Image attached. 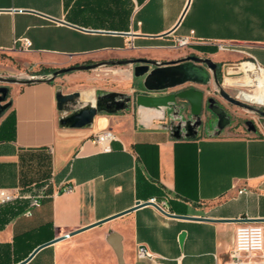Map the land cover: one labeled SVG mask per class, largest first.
<instances>
[{
    "label": "crops",
    "instance_id": "1",
    "mask_svg": "<svg viewBox=\"0 0 264 264\" xmlns=\"http://www.w3.org/2000/svg\"><path fill=\"white\" fill-rule=\"evenodd\" d=\"M176 37L221 65L247 58L264 70V0H0L7 56L24 51L61 65L143 54L170 60L187 54L167 49ZM21 38L29 49H20ZM57 87L16 86L0 121L11 114L14 123L13 137L0 139V188L21 195L0 205V264H17L47 242L22 264H224L236 227L264 225V121L245 133L212 123L177 136L175 109L129 103L71 128L59 123L70 111L57 108ZM79 97L94 101L91 90ZM103 130L114 135L108 149L91 141ZM151 198L170 215L135 207ZM238 218L246 220H227ZM138 246L149 255L138 258Z\"/></svg>",
    "mask_w": 264,
    "mask_h": 264
},
{
    "label": "water",
    "instance_id": "2",
    "mask_svg": "<svg viewBox=\"0 0 264 264\" xmlns=\"http://www.w3.org/2000/svg\"><path fill=\"white\" fill-rule=\"evenodd\" d=\"M133 65V75L135 77H142V86L144 92L137 93L134 97L124 96L122 99L116 98V93H107L94 99L93 103L76 108V103L79 99L80 93L70 92L62 93L59 89L56 90L55 99L56 106L59 110L70 111L68 114L60 118L59 123L71 128H81L89 125L93 117L101 111L108 113L125 109L129 103H134L136 106L147 108H167L175 109L174 116L179 117V122L172 125V130L178 136L179 129H185V136H190L195 133L196 128L200 127L203 122L201 116L204 112L212 113L214 124L217 129H222L229 123L226 112L216 100L211 96H205L204 90L197 85H207L210 80L214 82L218 95L227 103L247 110H254L253 106L246 102L231 96L220 85L216 78V62L208 57H201L195 54H188L176 59L170 60H155L145 57L124 58L117 60H103L92 63H81L69 65L67 67L57 68L47 78L36 79H16L0 77V83H21L50 81L58 75L76 71L89 70L98 66H115V65ZM186 86V87H185ZM172 88L171 91L162 94H152ZM8 94L6 86H0V117L5 113L9 107L11 100L5 104H1ZM258 113L264 115V110H257ZM184 111L187 112L186 118H183ZM248 130H251L250 128ZM143 204H151L161 212L170 215L165 210L161 209L156 203L152 201L136 202L135 207ZM120 214V213H119ZM116 214V215H119ZM177 216V215H176ZM180 217V216H178ZM182 217V216H181ZM206 219V218H202ZM227 220H246V219H227ZM256 220V219H249ZM97 222L96 224H99ZM78 230L69 232L73 234ZM68 235L64 234L55 240L62 239ZM184 232L178 236L179 241L182 240ZM53 240V241H55ZM52 242V241H51ZM49 243V242H47ZM47 243L37 246L24 260L17 264L26 262L39 248Z\"/></svg>",
    "mask_w": 264,
    "mask_h": 264
},
{
    "label": "rangeland",
    "instance_id": "3",
    "mask_svg": "<svg viewBox=\"0 0 264 264\" xmlns=\"http://www.w3.org/2000/svg\"><path fill=\"white\" fill-rule=\"evenodd\" d=\"M179 37L167 41L168 50L171 53L179 54L182 51H186V55L195 54L190 53L188 42L186 44L180 45L178 42ZM222 50V49H220ZM218 51V50H217ZM225 51L226 50H222ZM214 54V53H213ZM199 56L198 54H195ZM201 57H208L210 59H217L218 55L214 57L208 56L207 54H202ZM141 57H145V55H138ZM122 58H135L130 55H125ZM247 58H240L237 60H229L221 65V77L219 79V83L222 88L231 96L236 97L240 100L241 95L239 94L242 90H245V87L239 86L238 83L246 80V74L240 69L241 62H250ZM96 62V60H89L85 63ZM69 65H61V64H52L45 61H36L28 54V52L18 51L12 55H4L0 54V77L4 78H16L20 80L24 79H36V78H47L51 75V73L57 68L67 67ZM234 67L237 69L234 70ZM133 65H115V66H98L89 70H76L68 73H64L56 76L52 80L58 85V89L62 93H70V92H83L86 90H91L94 95V99L97 97H101L107 93H116V98L122 99L124 96L134 97L136 91H143L142 79L140 77H135L133 75ZM48 70H53L49 72ZM21 83H0V86H6L8 88V94L4 101L1 104L7 103L12 96L14 88ZM201 89L204 90L205 96H211L214 99L218 100L222 105H229L228 109L235 111L241 115L242 118L251 119L254 118L259 125L261 123L259 121H263L262 119H258L255 114H252L250 110L240 108L238 106H234L232 104L227 103L224 99H222L217 91L214 82L210 80L207 85H197ZM130 87L135 89V91H131ZM167 90L171 91L172 88H168ZM215 95H214V94ZM247 104L254 106L256 108L264 107L262 104L251 103L245 100H242ZM88 104L87 101H83L82 99H78L76 103V108L84 106ZM9 108L5 112H7ZM184 114H187L184 111ZM2 116L0 117V121ZM173 123V120H172ZM214 128L217 129L215 124H213ZM242 131H232L233 133L243 132L245 133L247 129L242 127Z\"/></svg>",
    "mask_w": 264,
    "mask_h": 264
},
{
    "label": "built area",
    "instance_id": "4",
    "mask_svg": "<svg viewBox=\"0 0 264 264\" xmlns=\"http://www.w3.org/2000/svg\"><path fill=\"white\" fill-rule=\"evenodd\" d=\"M178 42L180 45L186 44L187 39L185 37H179ZM18 45L20 49H29L31 43L27 38L18 39ZM219 49L232 50L229 45H218ZM255 67L262 68L256 61H250ZM114 139V135L110 130H103L91 137V141L102 147L108 149L109 143ZM71 185L62 186V190H70ZM18 190L9 188H0V204H4L20 197ZM40 195L34 196L31 200V205H38ZM149 201L154 203V198ZM161 209L165 205V201L162 204L156 203ZM164 210V209H163ZM149 254L144 246H138L136 250V256L138 258H145ZM224 264H264V225L259 224H244L236 227L234 234L233 246L229 253V258Z\"/></svg>",
    "mask_w": 264,
    "mask_h": 264
},
{
    "label": "bare ground",
    "instance_id": "5",
    "mask_svg": "<svg viewBox=\"0 0 264 264\" xmlns=\"http://www.w3.org/2000/svg\"><path fill=\"white\" fill-rule=\"evenodd\" d=\"M240 69L247 77L246 80L238 83L239 86L246 88L239 93L241 99L264 105V70L248 62L240 63Z\"/></svg>",
    "mask_w": 264,
    "mask_h": 264
},
{
    "label": "flooded vegetation",
    "instance_id": "6",
    "mask_svg": "<svg viewBox=\"0 0 264 264\" xmlns=\"http://www.w3.org/2000/svg\"><path fill=\"white\" fill-rule=\"evenodd\" d=\"M216 64L217 65H216V72L215 73H216V78L219 81V79L221 77V64H219V63H216ZM216 102L220 106L223 107L224 111L227 114V117L229 119V123L226 126H231V127L241 126V127H244L245 129H247V131H256L258 129L259 124L257 123V121L254 118H251V119L242 118L239 113H237L235 111H232V110H229L228 109L229 105L224 106L218 100H216ZM253 108H254V110H250V112L252 114H255L258 119H262L264 121V115H261L260 113H258L255 110V109H257V110H264V107L256 108V107L253 106ZM214 118H215V116L212 113H210L208 111L204 112V119L202 121L203 122V125L210 126L212 123H214L213 122ZM263 121H259V122L261 123ZM249 128L251 130H248Z\"/></svg>",
    "mask_w": 264,
    "mask_h": 264
},
{
    "label": "trees",
    "instance_id": "7",
    "mask_svg": "<svg viewBox=\"0 0 264 264\" xmlns=\"http://www.w3.org/2000/svg\"><path fill=\"white\" fill-rule=\"evenodd\" d=\"M49 72L53 71V70H48ZM51 81V80H50ZM11 107V103L9 105V109ZM13 117L11 114H8L4 120L0 123V139H11L13 137ZM12 201L4 203V204H0V205H7L10 204ZM18 202V200H13L12 203L16 204ZM19 207L18 205H15L14 207H12L11 210H9L10 214H14L18 211Z\"/></svg>",
    "mask_w": 264,
    "mask_h": 264
}]
</instances>
